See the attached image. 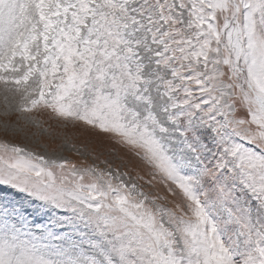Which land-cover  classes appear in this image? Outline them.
Wrapping results in <instances>:
<instances>
[{
    "label": "snow or ice",
    "instance_id": "snow-or-ice-1",
    "mask_svg": "<svg viewBox=\"0 0 264 264\" xmlns=\"http://www.w3.org/2000/svg\"><path fill=\"white\" fill-rule=\"evenodd\" d=\"M0 264H264V0H0Z\"/></svg>",
    "mask_w": 264,
    "mask_h": 264
}]
</instances>
